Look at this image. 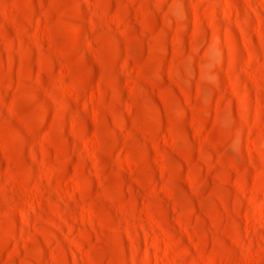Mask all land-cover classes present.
I'll list each match as a JSON object with an SVG mask.
<instances>
[{
	"label": "rangeland",
	"instance_id": "obj_1",
	"mask_svg": "<svg viewBox=\"0 0 264 264\" xmlns=\"http://www.w3.org/2000/svg\"><path fill=\"white\" fill-rule=\"evenodd\" d=\"M0 264H264V0H0Z\"/></svg>",
	"mask_w": 264,
	"mask_h": 264
},
{
	"label": "bare ground",
	"instance_id": "obj_2",
	"mask_svg": "<svg viewBox=\"0 0 264 264\" xmlns=\"http://www.w3.org/2000/svg\"><path fill=\"white\" fill-rule=\"evenodd\" d=\"M236 171V170H235ZM260 213H259V216L256 218V220H261V212H262V208L259 209Z\"/></svg>",
	"mask_w": 264,
	"mask_h": 264
}]
</instances>
